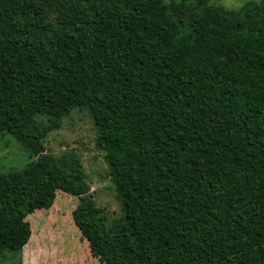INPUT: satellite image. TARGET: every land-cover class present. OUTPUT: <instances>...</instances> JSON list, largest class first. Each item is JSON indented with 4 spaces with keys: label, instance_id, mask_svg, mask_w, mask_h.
<instances>
[{
    "label": "trees",
    "instance_id": "trees-1",
    "mask_svg": "<svg viewBox=\"0 0 264 264\" xmlns=\"http://www.w3.org/2000/svg\"><path fill=\"white\" fill-rule=\"evenodd\" d=\"M77 108L111 222L80 162L43 142ZM2 132L38 159L0 175V253L27 248L28 216L63 191L101 264H264V0H0Z\"/></svg>",
    "mask_w": 264,
    "mask_h": 264
},
{
    "label": "rangeland",
    "instance_id": "rangeland-1",
    "mask_svg": "<svg viewBox=\"0 0 264 264\" xmlns=\"http://www.w3.org/2000/svg\"><path fill=\"white\" fill-rule=\"evenodd\" d=\"M174 1L164 0V3L171 6ZM250 1L261 0H209V3L238 9ZM41 120L44 119L41 117ZM96 137V127L89 110L77 108L43 142L46 152L59 160L68 161L74 157L80 162L101 214L111 222L122 216V206L105 152L97 146ZM37 159L12 135L0 133V175L23 170ZM78 203V197L58 191L50 209L37 210L28 216L33 234L30 245L18 252H1L0 264H101L92 255L88 242L73 221L72 212Z\"/></svg>",
    "mask_w": 264,
    "mask_h": 264
}]
</instances>
